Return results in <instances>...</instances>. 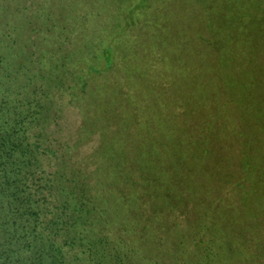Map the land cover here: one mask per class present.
<instances>
[{
  "label": "trees",
  "instance_id": "16d2710c",
  "mask_svg": "<svg viewBox=\"0 0 264 264\" xmlns=\"http://www.w3.org/2000/svg\"><path fill=\"white\" fill-rule=\"evenodd\" d=\"M84 1L0 0V264H264V0H179L184 33L139 6L134 37Z\"/></svg>",
  "mask_w": 264,
  "mask_h": 264
},
{
  "label": "rangeland",
  "instance_id": "374dc122",
  "mask_svg": "<svg viewBox=\"0 0 264 264\" xmlns=\"http://www.w3.org/2000/svg\"><path fill=\"white\" fill-rule=\"evenodd\" d=\"M90 1L92 0L84 1L85 7L82 9L83 16L84 13H86V5L89 6ZM92 2H94V5H99L101 1L94 0ZM138 7L141 9L144 7L145 9L150 10L145 15L146 20H152L154 21V23L161 22L162 26H166L168 30L178 32L181 31V33H184L183 30L187 28L183 21H186V17L190 16V13L187 12L184 4L179 0H109L106 10L107 16L108 18H112V20H115L113 21V23L118 22L123 28L125 27V25H127V27H129L127 29V32L134 37L135 34L133 32L140 31L139 25L141 22L138 23V17L133 18L136 20H132V22H130L128 14L132 13L136 16L141 15L140 13H138ZM112 13H116V15L114 14L113 16H111ZM100 21L103 22L102 20ZM105 22L106 23L104 24H99L102 27L101 29L95 28L99 30L100 34L105 31L103 30L106 28L105 26H109L108 28H110V26L113 25V23H107V20ZM109 31H111V35L110 33H108L107 35L108 42L111 43L116 40L119 48L122 47L123 45H121V41L117 40V38L119 37L115 35L116 31L113 34L111 29H109ZM138 46L139 48H136L137 51L144 48L142 47L143 44H138ZM178 46H181V42L177 45V47ZM150 48L152 49V47ZM142 55L144 57L137 58V60H140L141 65L145 63L149 67V71L145 70L144 75L146 76V78L152 79V76H159L161 74L159 60L160 58L158 59L157 56H153L146 48H144V50L142 51ZM119 56L120 57H114L109 51L104 50V52L102 53V59L104 58L103 60L106 66L105 69L107 70L105 72L111 74V72L113 71V67L115 68V66L119 65L121 68L119 71V76L122 77V74L124 72L123 69H129L130 63L128 62V59H126L128 57L125 56L124 53H122V48L119 51ZM85 59L90 60V55L86 54ZM102 59L101 62L103 63ZM136 63L137 61L135 62V67H138V64ZM140 64L138 69H141ZM101 70L99 69V71ZM177 74L179 75V73ZM77 124L78 116L76 114L75 107L68 95L66 93H63L59 97L58 111L56 112L55 120L53 124L49 126V130L52 133L51 138L47 144L41 147L43 153L45 155L48 154L46 158L49 164H53L58 156V153L64 150L65 145L71 143V141L74 139V133ZM96 141V137L95 135H93L91 139H89L86 143L79 147L78 152H84L88 150L92 145L95 144Z\"/></svg>",
  "mask_w": 264,
  "mask_h": 264
}]
</instances>
